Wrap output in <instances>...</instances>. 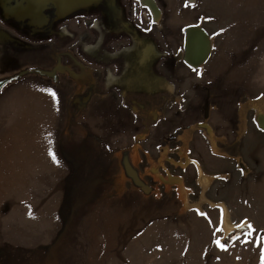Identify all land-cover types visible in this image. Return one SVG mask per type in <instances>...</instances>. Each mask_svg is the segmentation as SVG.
<instances>
[{
  "label": "rangeland",
  "instance_id": "374dc122",
  "mask_svg": "<svg viewBox=\"0 0 264 264\" xmlns=\"http://www.w3.org/2000/svg\"><path fill=\"white\" fill-rule=\"evenodd\" d=\"M23 1L0 0V80L27 71L0 90V264H264V0H156L158 25Z\"/></svg>",
  "mask_w": 264,
  "mask_h": 264
},
{
  "label": "bare ground",
  "instance_id": "6f19581e",
  "mask_svg": "<svg viewBox=\"0 0 264 264\" xmlns=\"http://www.w3.org/2000/svg\"><path fill=\"white\" fill-rule=\"evenodd\" d=\"M88 1L89 0H61L60 4H61V7L66 10V9H70L71 7L73 8L75 6H78L81 3L88 2ZM46 2H47V0H27V5L26 6L24 5L25 7H23V8L15 7L14 9L13 8L12 9H13V12H15V14L20 16V17L24 16L26 13H28L29 15L32 16V20L34 19L36 21L37 20L40 21V20H42L43 17H42V14L39 13V11L44 6H46V4L48 5V2L47 3ZM144 2L146 3L147 0H144ZM20 5H22V3ZM61 7H60V9H61ZM155 10L158 13L160 12V10L158 9V7H156V5H155V9H153V11L155 12ZM45 18H46V16H45ZM26 19H28V18H26ZM31 22L33 23L34 21H31ZM43 23H44V21H43ZM186 43H187L186 45H187V49H188V52L185 56L186 60L190 64L199 63L204 58L203 47H205V46L202 45L201 37L196 32L195 29L191 30L190 33L188 34ZM139 53H140L139 62L145 63L146 61L151 59V57L154 55V53H156V49H155V46H153L152 44H146L144 47L141 48V52H139ZM202 181L205 184H207L210 182V178L205 177V179H203ZM224 226H225V229L227 231L231 230L234 227V225L232 223H230L226 217L224 218Z\"/></svg>",
  "mask_w": 264,
  "mask_h": 264
},
{
  "label": "flooded vegetation",
  "instance_id": "af4514ba",
  "mask_svg": "<svg viewBox=\"0 0 264 264\" xmlns=\"http://www.w3.org/2000/svg\"><path fill=\"white\" fill-rule=\"evenodd\" d=\"M53 1V0H52ZM102 1H104V0H89L88 2H84V3H81V4H79L78 5V7L79 8H77V9H75V10H72L71 8L70 9H63L62 7H61V4H60V2H61V0H59L58 1V11H57V8H56V15L58 16V15H60V16H62V15H64L65 13H67L66 15H69V14H73V12L75 13V12H77V11H79V10H82L81 8H84V7H87V6H90V7H92V6H95V7H97V6H99L101 3H102ZM111 1V0H110ZM115 1V0H114ZM113 1V2H114ZM138 1V3L140 4V6L142 7V8H145V10H146V12H147V14L149 15V17L151 18V22L153 23V24H156V25H158V23H159V21H160V19H161V16H162V12H161V10L159 9V6H158V4H159V2H158V0H157V2H158V4H157V2H156V0H147V2L145 3L144 2V0H137ZM25 2H27V0H24L23 1V3H25ZM47 2H48V4H49V2H51L50 0H47ZM54 2V1H53ZM112 2V1H111ZM55 3V2H54ZM89 4V5H88ZM154 4V5H153ZM147 5V6H146ZM155 5H156V7H158V9L160 10V12L158 13L156 10H155V12L153 11V9H155ZM60 7H61V9H60ZM89 7V8H90ZM46 8V7H45ZM44 7L42 8V9H40V11H39V13L40 14H42V20H40V21H36V20H32V16L31 15H29L28 13H26L24 16H19L18 18H21V19H23V18H28V20H31V21H34L32 24H34V25H43L47 20V18H45V16H44V14H43V10L45 9ZM153 8V9H152ZM79 9V10H78ZM85 9H87V8H85ZM64 10V11H63ZM70 10H72V11H70ZM63 11V12H62ZM70 11V12H69ZM58 12V13H57ZM60 12V13H59ZM153 12V13H152ZM155 13V14H154ZM64 17V16H63ZM68 17V16H67ZM14 18V17H13ZM30 18V19H29ZM60 19L62 18V17H59ZM65 19V18H64ZM27 20V19H26ZM43 21H44V23H43ZM97 22V21H96ZM95 24V23H94ZM98 24H99V22H97V26H95V25H93V28L98 32L99 31V27H98ZM106 42V40L105 39H102L101 38V36H99V37H97V35H96V38H95V40H94V43L96 44V45H103L104 43ZM120 43V42H119ZM153 45V44H152ZM154 46V45H153ZM135 47V46H134ZM138 47V46H137ZM144 47V46H143ZM133 47H130V46H120V45H117V44H115L114 46H113V49H114V51H118L119 53L120 52H123V51H129L130 49H132ZM156 49V48H155ZM113 51V52H114ZM140 52H141V50H140ZM138 56V61H139V57H140V55H137ZM109 69H111V68H109ZM112 70V69H111ZM51 74H54V72H51ZM111 78V77H110Z\"/></svg>",
  "mask_w": 264,
  "mask_h": 264
},
{
  "label": "water",
  "instance_id": "95a60500",
  "mask_svg": "<svg viewBox=\"0 0 264 264\" xmlns=\"http://www.w3.org/2000/svg\"><path fill=\"white\" fill-rule=\"evenodd\" d=\"M36 71L40 72V73H44V74H51L45 70H42V69H36ZM27 73L26 70L24 71H21L19 72L18 74H16L15 76H11V77H7V78H4V79H1L0 80V90L7 84L9 83L10 81H13L15 78H19L21 77L22 75H25Z\"/></svg>",
  "mask_w": 264,
  "mask_h": 264
},
{
  "label": "snow or ice",
  "instance_id": "6c2138e0",
  "mask_svg": "<svg viewBox=\"0 0 264 264\" xmlns=\"http://www.w3.org/2000/svg\"><path fill=\"white\" fill-rule=\"evenodd\" d=\"M199 74V73H198ZM52 95L53 96H55V93H52ZM49 154L50 155H52V157H53V160H55L56 158H55V155L51 152V150H49ZM248 227H251V225H249ZM216 243L221 247V248H223L224 247V245L223 244H220V242L219 241H216ZM262 260H264V257H262Z\"/></svg>",
  "mask_w": 264,
  "mask_h": 264
},
{
  "label": "crops",
  "instance_id": "0c3cea01",
  "mask_svg": "<svg viewBox=\"0 0 264 264\" xmlns=\"http://www.w3.org/2000/svg\"><path fill=\"white\" fill-rule=\"evenodd\" d=\"M46 3H47V2H46ZM45 7H47V4H46V6H44V8H45Z\"/></svg>",
  "mask_w": 264,
  "mask_h": 264
}]
</instances>
